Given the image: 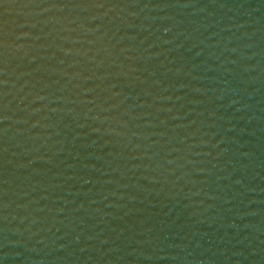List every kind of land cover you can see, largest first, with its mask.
<instances>
[{"label":"water","instance_id":"water-1","mask_svg":"<svg viewBox=\"0 0 264 264\" xmlns=\"http://www.w3.org/2000/svg\"><path fill=\"white\" fill-rule=\"evenodd\" d=\"M0 264H264V0H2Z\"/></svg>","mask_w":264,"mask_h":264},{"label":"snow or ice","instance_id":"snow-or-ice-1","mask_svg":"<svg viewBox=\"0 0 264 264\" xmlns=\"http://www.w3.org/2000/svg\"><path fill=\"white\" fill-rule=\"evenodd\" d=\"M0 2H2V0H0Z\"/></svg>","mask_w":264,"mask_h":264}]
</instances>
